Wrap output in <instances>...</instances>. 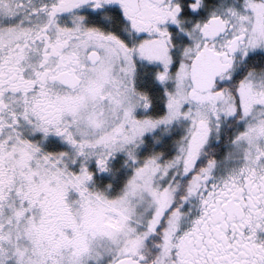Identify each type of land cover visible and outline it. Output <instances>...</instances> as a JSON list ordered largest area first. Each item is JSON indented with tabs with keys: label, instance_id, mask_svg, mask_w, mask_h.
Listing matches in <instances>:
<instances>
[{
	"label": "snow or ice",
	"instance_id": "obj_1",
	"mask_svg": "<svg viewBox=\"0 0 264 264\" xmlns=\"http://www.w3.org/2000/svg\"><path fill=\"white\" fill-rule=\"evenodd\" d=\"M0 264H264V0H0Z\"/></svg>",
	"mask_w": 264,
	"mask_h": 264
}]
</instances>
